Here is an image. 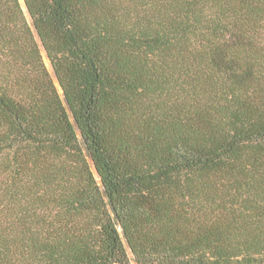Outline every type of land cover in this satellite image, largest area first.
Instances as JSON below:
<instances>
[{"label":"trees","instance_id":"obj_1","mask_svg":"<svg viewBox=\"0 0 264 264\" xmlns=\"http://www.w3.org/2000/svg\"><path fill=\"white\" fill-rule=\"evenodd\" d=\"M23 4L0 0V264H264V0Z\"/></svg>","mask_w":264,"mask_h":264},{"label":"rangeland","instance_id":"obj_2","mask_svg":"<svg viewBox=\"0 0 264 264\" xmlns=\"http://www.w3.org/2000/svg\"><path fill=\"white\" fill-rule=\"evenodd\" d=\"M20 1H21L22 5H23V7H24L23 0H20ZM24 9H25V7H24ZM25 12H26V9H25ZM26 15L28 16V13H27V12H26ZM42 53H43L44 61H45V64H46L47 68H48L49 71L53 74L52 66H51V64H50L49 59L47 58V56H46V54H45V51L42 50Z\"/></svg>","mask_w":264,"mask_h":264}]
</instances>
